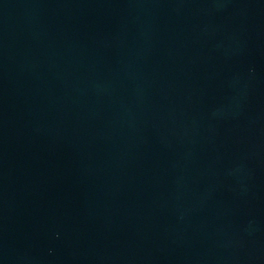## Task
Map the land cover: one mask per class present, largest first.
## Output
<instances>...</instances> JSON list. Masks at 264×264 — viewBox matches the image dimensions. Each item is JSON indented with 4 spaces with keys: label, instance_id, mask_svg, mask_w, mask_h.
Instances as JSON below:
<instances>
[{
    "label": "water",
    "instance_id": "1",
    "mask_svg": "<svg viewBox=\"0 0 264 264\" xmlns=\"http://www.w3.org/2000/svg\"><path fill=\"white\" fill-rule=\"evenodd\" d=\"M0 264H264V0H0Z\"/></svg>",
    "mask_w": 264,
    "mask_h": 264
}]
</instances>
